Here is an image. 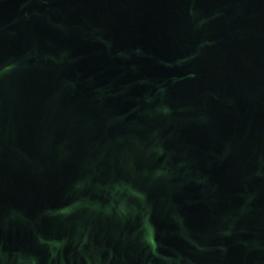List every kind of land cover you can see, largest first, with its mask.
I'll return each mask as SVG.
<instances>
[{
	"label": "water",
	"instance_id": "obj_1",
	"mask_svg": "<svg viewBox=\"0 0 264 264\" xmlns=\"http://www.w3.org/2000/svg\"><path fill=\"white\" fill-rule=\"evenodd\" d=\"M0 264H264V0H0Z\"/></svg>",
	"mask_w": 264,
	"mask_h": 264
}]
</instances>
